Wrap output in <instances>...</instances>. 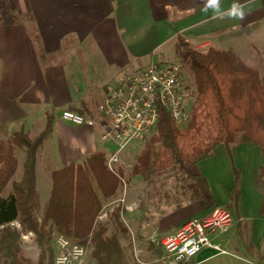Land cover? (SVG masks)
<instances>
[{
  "label": "crops",
  "instance_id": "crops-1",
  "mask_svg": "<svg viewBox=\"0 0 264 264\" xmlns=\"http://www.w3.org/2000/svg\"><path fill=\"white\" fill-rule=\"evenodd\" d=\"M235 3L243 9V20L229 16ZM2 4L12 20L0 25V119L9 127L15 125L7 133L0 128V139L19 127L29 133L32 118L42 117L44 127L46 113L54 112L51 130L39 149L49 143L46 162L37 160L39 151L35 161V186L39 200L45 197L44 205L52 170L81 162L95 151L107 156L113 148L100 139L98 126L65 121L60 109L93 115L108 81L158 63L165 46L173 47L177 35L198 49L216 46L238 54L239 28L247 15L263 8L264 0H219L215 10H205L204 0H1ZM97 77L105 79L101 87L95 83ZM190 166L193 170L188 172L196 176L202 198L192 197L185 189L181 196L165 192L155 203L148 195L141 208L142 225L162 235L214 205H225L234 221L220 241L232 252L219 254L205 247L193 264H253L258 241L264 236L261 148L237 133L229 149L220 142L208 157ZM235 171L239 182L233 201Z\"/></svg>",
  "mask_w": 264,
  "mask_h": 264
},
{
  "label": "trees",
  "instance_id": "trees-1",
  "mask_svg": "<svg viewBox=\"0 0 264 264\" xmlns=\"http://www.w3.org/2000/svg\"><path fill=\"white\" fill-rule=\"evenodd\" d=\"M4 23L0 14V25ZM173 51L181 72L188 74L187 80L189 76L193 80L189 118L180 129L168 111L158 107L154 131L136 154L127 182L133 178L149 181L168 169H181L190 180L181 187L189 190L192 197L201 199L196 176L186 170L187 163L208 157L220 142L229 149L237 133L243 141L259 146L264 156V76L259 68L250 65L231 48L209 46L202 50L177 35ZM186 87L189 89L188 85ZM53 113H46L44 127L35 137L19 127L7 138L0 139V264L51 262L53 231L83 244L89 240L95 264H128L119 242V235L126 231L121 220L124 209L118 206L110 213V234H106L107 227L97 221L103 205L116 196L121 185L118 177L106 167L104 152L95 151L81 162L52 170L48 200L40 220L36 216L39 197L35 161L51 130ZM206 120L210 122L208 133L198 137ZM182 138L190 141L188 148L181 145ZM16 149L24 153L19 179L14 178L18 167ZM259 176L264 179V166L259 168ZM238 179L235 171L231 189L233 201L238 196ZM9 184L10 191H7ZM260 212L264 215V197ZM14 221L19 227L12 225ZM25 232L34 234L39 248L35 261L22 253L20 239ZM154 251L158 255L162 250L157 245Z\"/></svg>",
  "mask_w": 264,
  "mask_h": 264
},
{
  "label": "built area",
  "instance_id": "built-area-1",
  "mask_svg": "<svg viewBox=\"0 0 264 264\" xmlns=\"http://www.w3.org/2000/svg\"><path fill=\"white\" fill-rule=\"evenodd\" d=\"M191 98V90L186 87L176 64L151 62L139 71L105 84L93 115L60 109L59 116L76 125L101 129L100 139L113 145L105 165L118 177L120 189L125 194V171L132 166L123 160L127 149L153 133L158 107L165 108L177 123H186ZM124 209L133 210L128 204H124ZM233 221V213L227 206L214 205L203 215L186 220L174 231L159 237L151 236L162 250L159 255L150 261H141L134 249V259L141 264H193L195 255L205 247L219 254L228 253L220 237L227 233ZM54 243L58 252L48 264L83 263L87 250L85 244L63 234H56Z\"/></svg>",
  "mask_w": 264,
  "mask_h": 264
},
{
  "label": "rangeland",
  "instance_id": "rangeland-1",
  "mask_svg": "<svg viewBox=\"0 0 264 264\" xmlns=\"http://www.w3.org/2000/svg\"><path fill=\"white\" fill-rule=\"evenodd\" d=\"M0 13L5 20V23L10 24L12 20L11 14L6 6L3 4L0 6ZM241 31L240 36H238L237 41V52L238 55L245 58V60L252 66L259 68L261 75L264 76V6L263 8L256 13H252L247 15V19L244 22V26L239 28ZM160 55V54H159ZM158 64H176L179 67L177 62V58L173 53V47L170 44L165 46L163 54L161 55V59L158 61ZM88 68V66H87ZM87 70V69H86ZM183 74L188 76L185 71H182ZM131 73V72H129ZM128 74V73H127ZM105 79L98 78L95 79V83L101 87L104 84ZM111 82V81H108ZM186 85L189 86V89L193 87V80L189 76L188 80L186 77ZM192 99V98H191ZM191 99L189 105H191ZM193 101V100H192ZM190 113V109H189ZM43 118H32L31 123L27 124V128L29 131L30 137H35L42 129H43ZM39 122V125H38ZM209 121L206 120V126L202 129L200 133H198V137H205L207 132V127H209ZM177 126L180 129H183L186 123H177ZM12 124L7 126L0 119V128L4 130V133L7 131H11L13 126ZM18 125V124H16ZM208 125V126H207ZM7 126V128H6ZM18 128V126L16 127ZM7 130V131H6ZM143 141L132 144L126 151V154L123 156V160L133 166V162L136 154L142 149ZM189 140L187 138L180 139V143L183 147L188 148ZM49 146V143L44 142V149L39 151V158L37 159L39 163L44 162V151ZM15 155L18 159V167L17 171L14 175L15 179H18L21 176L22 165L21 162L24 158V153L16 149ZM20 162V163H19ZM46 162V161H45ZM193 164V163H191ZM131 168L125 171L126 177V192L125 194L122 192V189H119L116 196L109 202L103 205L100 215L97 218L98 222L103 223L107 227L106 234H110L111 232V224L109 221L110 213L118 206L124 209V204H128L132 207L133 210L124 209V214H121V220L123 225L125 226L126 231L119 235V242L123 249V252L128 257V261H133V264H141L140 262L134 259V249L137 250L139 254V259L142 261H148L152 258V255H156L154 249L157 247L156 242L152 240V237H159L161 232L158 230L146 229L142 225L141 213L142 206L147 201V196L153 197V203H155V198L159 196L163 199L165 192H168L169 195H177L181 196V193L184 192V188L182 185L187 184L190 180L186 177V173H184L181 169H168L166 172L161 174V176H156L152 180H144L141 178H133L129 182H127V178L131 173ZM192 171L193 167L190 166V163L186 164V170ZM121 188V187H120ZM7 191H10V184L7 186ZM124 194V195H123ZM44 196H41V200H39L38 207L35 210L37 218L40 220L43 212V201ZM124 199L123 202L120 199ZM209 210V209H208ZM207 210V211H208ZM13 226L19 227L18 222L14 221L12 223ZM233 225V224H232ZM232 227V226H231ZM231 229V228H230ZM58 234L56 232L51 233V247L54 251L55 255L58 252V249L54 243V237ZM261 238L258 241V250L256 251L253 258V264H264V236H260ZM74 241H78L74 238H71ZM87 246L86 256L82 264H95L94 259L91 255V244L89 240L84 243ZM20 246L22 249V253L25 257L30 259L31 261H35L37 259L39 248L34 239V234L32 232H25L21 235ZM225 249L227 252L231 253L229 247L226 246ZM129 262V263H130ZM48 264V263H47Z\"/></svg>",
  "mask_w": 264,
  "mask_h": 264
},
{
  "label": "clouds",
  "instance_id": "clouds-1",
  "mask_svg": "<svg viewBox=\"0 0 264 264\" xmlns=\"http://www.w3.org/2000/svg\"><path fill=\"white\" fill-rule=\"evenodd\" d=\"M218 4L219 0H204L205 10H207V8H213L215 10L218 7ZM229 16L231 18H239L241 20L244 19L245 14L239 3L233 4L232 8L229 11Z\"/></svg>",
  "mask_w": 264,
  "mask_h": 264
}]
</instances>
